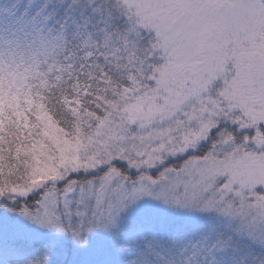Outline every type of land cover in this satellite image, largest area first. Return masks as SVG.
Listing matches in <instances>:
<instances>
[{
  "label": "snow or ice",
  "instance_id": "6c2138e0",
  "mask_svg": "<svg viewBox=\"0 0 264 264\" xmlns=\"http://www.w3.org/2000/svg\"><path fill=\"white\" fill-rule=\"evenodd\" d=\"M0 264H264V0H0Z\"/></svg>",
  "mask_w": 264,
  "mask_h": 264
}]
</instances>
